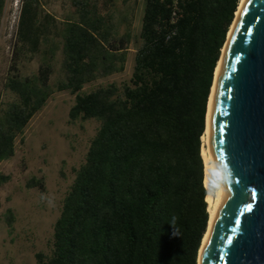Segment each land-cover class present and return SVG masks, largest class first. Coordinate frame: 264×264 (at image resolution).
Returning a JSON list of instances; mask_svg holds the SVG:
<instances>
[{"label":"trees","instance_id":"obj_1","mask_svg":"<svg viewBox=\"0 0 264 264\" xmlns=\"http://www.w3.org/2000/svg\"><path fill=\"white\" fill-rule=\"evenodd\" d=\"M240 0H69L56 17L48 0H19L3 90L0 162L55 92L74 95L69 122L98 127L36 264H197L207 228L201 137L214 71ZM6 0H0V21ZM128 81L82 92L123 72ZM35 61V71L21 67ZM61 77L51 78L55 65ZM8 176L0 174V184ZM43 190L42 179L27 187ZM12 227L14 215L4 214ZM176 233L174 235L173 233Z\"/></svg>","mask_w":264,"mask_h":264},{"label":"water","instance_id":"obj_2","mask_svg":"<svg viewBox=\"0 0 264 264\" xmlns=\"http://www.w3.org/2000/svg\"><path fill=\"white\" fill-rule=\"evenodd\" d=\"M207 133L213 162L221 175H230L197 260L264 264V0H247L235 23L212 92Z\"/></svg>","mask_w":264,"mask_h":264},{"label":"rangeland","instance_id":"obj_3","mask_svg":"<svg viewBox=\"0 0 264 264\" xmlns=\"http://www.w3.org/2000/svg\"><path fill=\"white\" fill-rule=\"evenodd\" d=\"M132 2L134 0H131ZM134 34H138L144 0H135ZM47 9L61 18L69 9V0H48ZM19 0H6L0 21V92L4 101L12 96L3 90L10 60L11 44L18 15ZM138 42L127 52L123 72L97 79L84 86L88 92L111 82L129 80ZM32 61L21 67L22 74L36 69ZM61 77L58 63L51 83ZM74 95L55 92L36 113L15 140V151L0 162V174L8 176L0 184V264H36L35 253H49L53 224L60 214L62 200L74 179V169L82 164L98 123L94 119L69 122L68 112ZM42 179L43 190L27 187L30 179ZM14 215L12 227L5 223L4 214Z\"/></svg>","mask_w":264,"mask_h":264},{"label":"bare ground","instance_id":"obj_4","mask_svg":"<svg viewBox=\"0 0 264 264\" xmlns=\"http://www.w3.org/2000/svg\"><path fill=\"white\" fill-rule=\"evenodd\" d=\"M246 1L247 0H240L238 7H237V10L235 11L234 19H233L232 24L228 30V33H227L226 42H225V44L221 50V56L218 60L217 66L215 68L213 83H212V87H211L209 98H208L205 131L201 137V141H202L201 156H202L203 165H204V168H203V170H204L203 184L207 190V194H206L205 199L207 201L208 222H207L206 231L202 237V241H201V245H200V249H199V255H200L202 249L204 248V245L208 239L212 220H213L218 208L220 207L221 202L223 201V198L225 196V189H226L223 181L221 182L220 170L217 168V166L213 162V160L210 156V153H209V149H208L207 126H208V114H209L211 96H212V92H213V89L215 86V82H216L217 74H218V71H219V68L221 65L223 54L225 53V49H226V47L228 45V41L232 35V31L234 29L235 23H236L239 15H240L243 7H244ZM199 258L200 257L198 256L197 264H200Z\"/></svg>","mask_w":264,"mask_h":264},{"label":"clouds","instance_id":"obj_5","mask_svg":"<svg viewBox=\"0 0 264 264\" xmlns=\"http://www.w3.org/2000/svg\"><path fill=\"white\" fill-rule=\"evenodd\" d=\"M228 175H230L229 173L227 172H223L222 175H221V182L225 179H227ZM174 235H176V233L174 232L173 233Z\"/></svg>","mask_w":264,"mask_h":264},{"label":"snow or ice","instance_id":"obj_6","mask_svg":"<svg viewBox=\"0 0 264 264\" xmlns=\"http://www.w3.org/2000/svg\"><path fill=\"white\" fill-rule=\"evenodd\" d=\"M253 198H255V193L253 194ZM251 207H252V205L249 204V205H248L249 210L251 209Z\"/></svg>","mask_w":264,"mask_h":264}]
</instances>
